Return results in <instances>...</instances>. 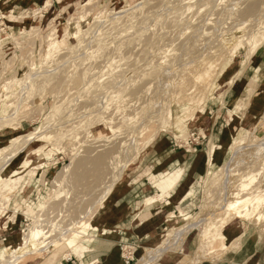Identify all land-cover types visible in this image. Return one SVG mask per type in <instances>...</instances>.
<instances>
[{
    "label": "rangeland",
    "instance_id": "obj_1",
    "mask_svg": "<svg viewBox=\"0 0 264 264\" xmlns=\"http://www.w3.org/2000/svg\"><path fill=\"white\" fill-rule=\"evenodd\" d=\"M3 1L4 0H0V4ZM5 1L3 3H5ZM10 1L11 3L12 2L13 3L7 5L8 6L7 12L3 14L0 13V137L4 139L3 142L0 144V151H2V149L5 150L8 149L7 147H10V145L12 146L11 144L12 140H17L19 138L22 139H19L17 141L18 142L17 149L7 150L5 152L3 150V152L0 154V218L6 219L8 223L14 222L16 218H18L19 216L26 219L25 230L23 233L20 234L21 236L19 241L13 247L23 244L24 239L29 235L34 239V241L31 244L32 249L30 255L22 258L20 261H18L15 264H47V263L49 264L51 261L56 262V260H57L56 264H58L63 259L71 258L73 255L80 256V254H82L85 250L93 248V246L97 244L100 236H96L93 239L88 238L86 240H80L78 244L79 251H76V253L78 252V254H76L74 253L76 249L75 250L69 249L64 242H57L59 238L58 236L61 233L60 229L63 230L62 228L73 226L79 221L88 222L92 225L99 224L98 222H99L100 214L103 213L106 215V217H108L112 206L116 203L117 200L122 198V191L125 189V187L129 186L131 181L133 183H136L138 177V182L140 185H138L136 189L142 188L143 176L152 173L151 169L155 167V164L156 163L160 164L163 161L162 158L156 162L152 160V155L162 144H164L165 142H169L170 140H173L178 145H184L186 146V149L188 151H191L192 149L191 146L189 145V142L190 141L196 142L199 135L204 137L205 120L207 119V117H212V114H214V112L216 111L222 112L219 114H221V117L226 118V123L229 125L228 128L229 136L227 143L223 146V148L220 151H218L219 154L217 156L212 154L213 148L211 144H209L208 166L206 167L203 176L202 175L199 176L198 180H196V182L192 185L190 191L192 190L193 187H195V189L192 190L195 192H193V194L179 208V215L181 217L177 215L175 218V215H172L174 219H172V222L168 224L163 234V237L159 240L157 246H155L154 249H146L144 256L139 258L138 260H135L131 264H210V263H218V261L222 260L223 256L227 253V250L223 252L221 251V254L219 253L220 251L213 254L208 253V258H205L207 256V252L205 248L206 246L205 245L201 246L199 243L202 235L204 234L203 230L204 229L208 230V228L216 227L217 224L221 222L220 220L223 219L221 214L224 209V205L226 203L225 201V199L227 198L226 194L227 195L229 193L232 194L236 186H237L236 189H239L240 192L239 186L245 182L247 183V181H249L248 183L252 182V179L250 180V178L254 175L256 176L257 173H258L257 175L259 176L262 175L261 176L262 179L264 177V168H263L264 166L259 165L261 163L262 165L264 164V158H262L264 154L263 153L264 149L262 148L261 150L263 152L261 151L260 153L258 152L259 149H261L260 146L264 144L263 142L264 141V70L255 71L253 64L254 58L258 55V53L264 51V19L260 22H256V21L245 22L244 21L245 18L241 16V10L245 8L244 6H246L247 3H249V1H247L246 3V1L244 0L243 1L239 0V2L238 0L236 1L233 0V2H238L237 5L240 3L242 4L240 5L242 7L238 6L240 7L238 9L240 10V12L237 14L239 17L237 15H233L235 18L236 17L238 18V19L236 18L238 21V22L236 21L237 23L235 22L233 16L228 17L232 14L237 13L234 12L235 9L238 8L236 3H234L236 6L235 9H233L234 11L232 10L233 12L230 10L232 8L228 7L229 3L230 5H232V0L231 2H228L229 0L228 1L209 0L210 2L208 5L212 3L213 4L211 5V7H208V5H206L207 6V7L205 6L206 9L204 8V5L203 7L201 6L203 1L202 2L201 0H197V1L195 0L196 2L193 1L194 5L197 4V6L202 7L203 10H200L201 8L199 7L198 8L193 7L194 9L192 10L191 6L194 5H192L191 3L187 4L188 1L186 0L182 1L181 2L182 4L180 3L181 0L178 1L172 0L173 3L171 0H165V1L164 0H157V1L156 0L154 1L153 0H144V1L143 0H10ZM199 1L201 2L200 4H198ZM256 1L259 0H255L254 2ZM56 2L59 3L57 4ZM155 2L158 5L160 3L161 4L158 6L155 5ZM174 2H176V4L178 2L177 5H180L179 8H177V5ZM220 2L223 5H220L221 4ZM226 2H228V5L226 4ZM260 2L264 3V1H260ZM260 2L259 4L262 6ZM170 3L171 6H169ZM184 3H186L187 5L184 6L185 5ZM205 3L206 2H204V4ZM172 4L174 5L172 6ZM234 4L233 6L230 7H234ZM139 5H141L140 8ZM166 5H168L169 7ZM219 5L221 7L223 6V8H221ZM226 5L227 8H229L228 10L226 8ZM217 6H219V8ZM135 7H137V9H135ZM158 7L160 8L162 7L163 9L162 8L161 9L163 11H161V9ZM166 7H168V9L170 8L169 9L170 11ZM171 7H173L176 10L172 9ZM186 7L187 9L189 7V11L191 10V15L195 14V16L194 15L191 16L189 14L190 12L186 9ZM181 8L183 9V11L179 10ZM210 8L215 9V12L213 11V14H215V16L220 17L221 19L218 17L215 18L213 14L212 17L211 15L212 10L209 11ZM130 9L133 11H131ZM219 9L220 10L222 9L224 12L227 10L225 14L226 13L228 14L226 15L228 18L225 17L224 13L221 12L222 10L220 11ZM125 10H129V11L126 14V16L123 14L124 17L122 18L124 19L122 18L118 19L122 13L119 16L117 13L123 12ZM164 10L165 12L167 11L165 13L166 15L161 14L164 13ZM177 10L181 13L177 14L178 13ZM229 10L231 11L232 14L229 12ZM185 11H188V14ZM198 11H200L201 16H199ZM204 11L206 12L204 13ZM218 11L221 13H219ZM183 12L187 16L184 15ZM154 13L155 14L157 13L158 14V15L156 14L157 16L159 15L162 16L158 18ZM173 13L179 17L178 19L180 18L182 20L183 18L187 19L189 16V18L191 17L190 19L192 21L194 19V21L192 22L191 20L187 19L190 22H187L185 20L184 23V21H181L180 19L175 26L174 23L176 22L175 21L176 19L174 20V23H171L173 19L176 18L174 17L175 15L171 17ZM216 13H218L219 15ZM133 14L136 16V18L131 17L133 16ZM182 14L185 17L184 16L182 17ZM204 14L206 16H208L209 14V16H211V19L208 18L209 16L204 18L205 17ZM115 15L116 18H114ZM167 15H170L168 17L173 18L172 21H170V18H168ZM196 15L197 17H199L200 22L204 21L202 20L203 18L206 21L207 20L209 21L210 19L212 22L214 21L213 19H215L214 23L209 21L210 23L208 24L210 25L207 24L209 28H207L206 25V28L209 31L205 29V26L201 27L204 33L201 29H199L198 24L200 22H197L199 21V19L196 20L197 18ZM137 16H139L140 20H138L139 18ZM202 16L204 17L200 18ZM109 17L111 18L109 19ZM130 17L132 19H130ZM149 17H151L152 19ZM222 17L227 20L225 19L223 20ZM240 17L244 19L241 20ZM146 19H147L146 23L148 28H145L146 23L143 22ZM162 19L163 22L161 21ZM165 19L167 20L169 19L168 20L170 21L169 25L174 26L173 28L175 29H172V26L168 27L169 26L167 24L168 21H166ZM220 20H223L222 23H224L228 27H230L229 26L230 23L228 24L227 21L230 22V20H232L233 23L235 22L236 24H240L239 22L242 21H244V23H247L243 28H241L240 32L237 33L238 35L244 36V40H246L247 44L245 46H241L238 49H232V50H229L228 47L222 46L220 40L221 35L222 34L225 35V33H227L228 31L229 34L225 35V37H231V34H230V30H227V26L225 27L224 24L222 25H224L225 29L223 27H220L221 26ZM128 21L131 22L130 26L128 25L129 24ZM139 21L142 22L143 24L142 23L140 24ZM216 21L219 24L215 23ZM232 21L231 24H233ZM132 22H134L137 26L134 25L135 26L134 27L132 25L134 23ZM137 22H139V24H137ZM160 22L162 23L159 24ZM180 22L182 24L183 23L186 24L187 22V24L182 25ZM194 22L197 24H195ZM211 23L212 26L214 24V27L211 26ZM166 24L168 29H166ZM188 24L191 25L192 27L188 26ZM138 25H143L145 29L142 26L140 27ZM180 25H182V27ZM196 25L199 29L198 33L200 34L202 33L201 35H205L204 37L203 36L201 37L199 35L197 36V34L195 35L194 33L195 31L194 32L191 31L193 29L195 30ZM210 26L213 29H210ZM218 26L220 27L221 31L223 29L224 33L223 32L219 33L221 31ZM232 26L233 25H231V28ZM129 27H131L132 29H128ZM138 27L140 28L136 30V28ZM180 27L183 29L186 28L185 32L188 33L187 36L186 33L183 31V29H180ZM240 27L241 26H239L238 28ZM159 28L161 30H159ZM189 28L191 29L190 30L192 32L191 34H189L190 33ZM214 28H216L217 30ZM99 29L102 30V32H99L100 31ZM108 29L111 31H109ZM135 30L136 32L138 31L137 33H139L138 37L140 38L141 36L140 38L141 42L144 41L142 43V46H144L143 48L141 46V43H139L140 40L139 42L138 40H136L138 37H137V33H133L135 32ZM155 30L156 32L159 33V34L157 33L159 37L156 34ZM162 30L163 33L165 32L164 34L161 32ZM210 30H214L215 32L217 31L216 32L217 35H215L216 33L215 34L213 33L214 31L211 32ZM224 30L227 32H225ZM151 31L155 32V34L157 35V40L155 38V34ZM166 31H168L169 33L168 32L166 33ZM175 31L176 33L179 31L178 33H180V36L181 33H183L182 35L186 37L184 38L182 36L183 37L182 38L179 36V34L178 35L176 34L175 38H172L173 39L172 41L171 37L175 35L174 34ZM51 32L54 33L53 39H55L54 42H56L54 51L49 50V46H48V38L50 37L51 34H53ZM117 32L118 34L120 33L121 36L120 35L117 36ZM210 32L213 33L212 37L213 35H215V39H216V40L214 39L215 41L213 40L214 37L213 38L210 37L212 39L209 40L208 36L209 34H211ZM101 33L103 34V36ZM131 33H133V36L136 37L133 36L131 37L132 35ZM218 33L221 35H218ZM144 35H146L147 37ZM168 35L169 37H167ZM162 36L163 38L166 37L165 39L167 41H165V39L163 40ZM178 36L179 38L177 39ZM126 37L130 38V42L128 43L124 42L125 43L124 45H120L119 42L123 43L122 40L124 38L125 39L123 41H126L127 40ZM152 37L153 39L154 38L155 39L153 41H149L150 39L152 40ZM144 38H146L147 40ZM169 38L172 42L169 40ZM181 38L183 40L180 41ZM188 38L189 41L184 40V39L188 40ZM99 39L100 41H97ZM110 39L112 42H110ZM133 39L134 42L136 43L138 42V45H135L134 42L132 44H134L136 47H139V50L140 49L142 50L139 51L138 48L137 49L135 48V46H134L135 50L133 49L131 44ZM190 39L193 40V42L190 41ZM207 39L209 40L208 42L206 41ZM203 40L205 41L204 44L212 42V40L216 42L215 44L212 42L214 48L211 47L212 46L211 43L204 45ZM217 40L219 41L217 42ZM127 41H129V39ZM147 41L150 43H148ZM176 41L178 43H175ZM182 41L183 42L186 41L184 42L185 44L191 42L189 43L190 46L188 45L190 49L187 48L188 46L186 47L184 43L182 44ZM195 41L196 42L198 41L202 45V47L201 46L198 47L197 45L200 44L198 42L196 43ZM155 42H158L157 45L159 46H157ZM145 43H147V45ZM192 43L193 44L196 43L194 45L199 50L195 48L193 49L194 46H192L193 45ZM128 44L131 46H129ZM151 44L152 45L154 44L155 49L152 48L153 46ZM119 45L121 46V48H119L120 47ZM126 45L129 46L131 49L126 48L127 47ZM181 45H182V49L180 48ZM203 45L207 49L202 50ZM208 45L210 46L209 50L210 49L213 50L208 52L207 51L209 47ZM123 46L126 48V50ZM166 47L169 49L167 50ZM156 48L159 49L158 52L160 50H162L163 52H160L161 54L158 53ZM178 48L181 50H179ZM223 48H225L226 50ZM114 49H116L117 51ZM147 49H149L148 50L149 52L153 49L151 51L152 53H150L149 55L148 53H145ZM183 49L186 50L188 49V50L183 51ZM144 50L145 52H143ZM154 50H156L155 52L157 53V56L158 54L159 56H163V57L166 56V58H169L168 61L172 60V62H168L167 59H165L166 63L168 62L167 63L168 65H166V63L160 65L161 60L160 62H158V60L161 59V57L160 58H158L159 56L155 57L156 53L155 54L153 53ZM178 50L180 51V53L178 52ZM170 51L172 53L173 52L178 53L179 55L174 53L169 54ZM189 51L191 52L188 57L186 55H188ZM213 51L216 52V56L210 53ZM49 52L50 54L48 55ZM199 52L201 54H199ZM114 53L117 55H115ZM120 53L121 55H119ZM162 53L164 54L162 55ZM204 53L206 54V57L209 58V60L211 61L213 60V61L212 62L207 61L208 59L205 57ZM142 54L145 55L143 56ZM182 54L186 57L185 58L186 60L184 59V56L181 57ZM197 54L199 58L201 57V60L197 59L198 58ZM113 55L116 61L115 59L113 60ZM172 55L173 56L176 55L174 56V59L173 58L171 59ZM222 55L225 56L222 57ZM146 56L149 57L153 56L152 61L153 60L155 61V59L158 58L157 59L158 63L154 61L151 63L149 61L151 60V57L150 58L147 57L148 58L147 59L145 58ZM209 56L214 57V59H211ZM121 57L124 58V60ZM177 57H179V59L181 58L180 59L182 61L181 65H183L184 67L183 66L181 67V65L179 64L180 61ZM190 57H192L193 59ZM195 57L197 60L195 59ZM105 59L110 61L106 63ZM187 59L189 60L188 62H191V60H193L195 63L194 62L191 63L197 65L195 66L196 68H194L193 70L195 73L192 72L191 69H188L189 66L185 68L186 67L185 65L188 64ZM177 60L179 61L178 63ZM111 61L112 62L115 61L116 64H113ZM102 62L105 64H103ZM135 62H137L138 64L140 63L144 64L145 65L144 69L146 71L143 70L144 65L142 66V64H140L142 68L138 67L139 65L137 63L135 64ZM183 62H186L187 64L186 63L184 64ZM204 62L205 63L209 62V64L215 63L214 64L215 66L210 64L211 67L213 68V70H211V74L212 76H215V78L214 77L212 78L213 83H210V85L213 86L214 92L211 91L210 93L208 91L207 94H204L203 101L201 103L197 102L198 100L197 98L203 94V92L206 90V86H208L209 84L207 78H201L199 79V87L198 84L195 85V87L197 88V89L195 88V92L203 91L202 90L203 88L204 91L202 93H197L196 97L195 98L193 97V101L189 103L188 99H190L192 95L191 96L188 95L189 96L188 99L187 97H185V95L184 96L181 95L182 93L179 92L180 89H178V87L181 86L179 84L184 85L185 82L183 80L191 76V75L188 76L189 71H191L190 74H192L191 76L192 78H189L191 80L190 86H194L193 83H195L194 81H196L194 80V78L204 68L202 65ZM106 64L110 66L114 65V68L113 67L111 68ZM147 64H149L151 68L149 67V65L147 66ZM99 65L100 66L102 65L104 69ZM115 65L117 67L118 66L121 67L116 68ZM162 66L163 69L166 66L167 67L170 66L171 68L169 67V69L167 67L165 68L168 69L169 71L168 76L171 75L172 73L174 74L177 72L180 76L178 77L182 81L178 80V83L177 82L175 83L174 80L176 79L177 81V79H179L177 78L178 75L177 73L175 74L176 78L172 74V77L174 76L173 80L171 76H170L171 78L166 77L165 76L166 74L163 76L162 73H165L166 70L164 69L163 71H161ZM175 66H177L176 69ZM97 67H99V69L97 70L99 73L101 72L102 69H103L102 71L104 72L97 74L96 73L97 71H95ZM105 67L106 69L109 67V69L106 70ZM172 68L175 69L176 71L174 70L175 72H173ZM181 68H183L184 70L187 69L188 75L186 74V71H183ZM214 68H218V69L215 70ZM110 69L112 70V72ZM178 69L182 71L181 74L182 77L180 75L181 71ZM92 70H94L93 73H91ZM106 72H110V75L109 73L106 74ZM213 72H215L216 74L213 75ZM94 73L96 74V76ZM114 73L116 75L118 74V76H116ZM124 73H128V74H124ZM183 73L186 74L188 77L185 76L186 78L183 79L184 78ZM121 75L123 79L120 78ZM160 75L163 76L162 77L163 80L162 79L159 80V78L161 77ZM114 77H117L115 78L116 80H114ZM124 78L128 79V81L125 80ZM189 79H187V81ZM248 79L249 80L252 79V82L249 84V86H246V82L247 81L249 82ZM123 80H125L127 83ZM122 81H123V86L121 85ZM168 81L169 84L170 82L173 81L170 87L171 89L173 88L174 91L178 90L177 93L172 90L170 91L168 89L170 88L168 86L169 84H167ZM116 83L118 84L117 85L118 87L116 86L114 89H112V87H114ZM174 83L176 86L178 85L176 90H175L176 86L174 85ZM107 84H110V86L108 87ZM113 84L115 85L113 86ZM119 84L121 86H119ZM126 84L129 86L127 87ZM187 85H189V83L186 84V86ZM104 86L105 88L107 87V89L109 88L107 92H105L107 94H104L103 92L106 91ZM145 87L147 88L146 90ZM110 89H112L113 92ZM147 91H148V96L146 95ZM253 91L255 92L254 95L252 93ZM136 92H141L142 95L140 93L137 94ZM134 93L141 96H137L136 98L135 96L136 94L134 95ZM179 93H180V97L178 95ZM160 94H163V96H161ZM99 96L102 97L100 98ZM184 97L186 101H184ZM178 98H180V100L182 98L183 100L180 101ZM162 100L164 101L163 103H161ZM94 101L95 104L93 103ZM134 103L136 105H134ZM158 103H160L161 105L163 104L164 106L163 105L159 106ZM96 104L99 105L97 106ZM149 104L152 107H150ZM138 105L139 106L144 105V106L143 108H141L138 107ZM131 106L134 108V110H132ZM148 106L150 108H148ZM157 106H159L157 109H159L161 113L159 110H157L158 114L155 113L157 112L155 110ZM161 107L162 109H160ZM167 108L170 110V112ZM135 110L138 111L136 112ZM14 111L17 112L15 113ZM4 112L5 114H3ZM12 112L14 113V115H12L13 114ZM98 112L101 113L99 114ZM164 112L166 113V115L164 114ZM152 113H155L154 114L155 116ZM151 114L153 115L152 118H151ZM121 116H123V119ZM158 116L161 119H159ZM185 116H189V118L191 119L184 120L183 117ZM120 117L122 121L119 119ZM118 119L121 123L118 121ZM124 119L131 121L128 122L126 120L128 122L126 123ZM144 120L145 122H143ZM158 121H160V123ZM125 123L127 124V126L124 127ZM138 123L140 126L138 125ZM141 123L142 124L144 123V126L141 125ZM182 123H184L183 126H181ZM72 124H75L76 126ZM130 125L132 126V128H130L131 127ZM135 126L137 127L138 130L135 129L136 128ZM126 128L130 131L131 129L133 131L134 128L136 135L134 131H133L134 133L131 131L133 134L130 132V136H129L128 135L129 131ZM195 129L200 130L199 135ZM125 131H127V134ZM137 131L139 133L138 136H137L138 134ZM253 131H255V134L253 136L254 138H252V140H249L250 142H248V140L246 141L245 138L248 137L247 133L249 132L251 133ZM123 133L126 134L129 138H131L132 135L137 137L135 138L134 136H132L133 138H131L130 141L128 137L126 138V135L124 136ZM193 134H195L194 137H192ZM63 135L66 136L64 137ZM124 138L126 139L124 140ZM243 138L247 142V143L242 142L244 145L251 143V141H253L254 144H257L258 143L257 140L259 139V143L257 144L259 146H256L259 149L257 150V152L251 150V153H249L250 152L249 150L247 152L249 154L244 152L245 154L242 155V157L244 158L239 159L238 161L239 163L234 167L232 171L233 174L230 173L231 175H235V176L237 175V177L238 176L242 177L244 174L246 177V173L247 174L250 173L251 175L253 173L252 176L247 175L246 179L242 177L244 179L241 180L240 178L242 182L246 180L243 183L238 180L239 182H241L240 184L238 181H235L237 177H234L235 180L234 178L233 179L231 178L233 177L231 175H230L231 177L230 176L228 177L227 172L224 169L229 167L231 164L230 161L232 160L234 154L233 151L234 145L232 144L235 141ZM122 140L124 143L122 142ZM126 140L128 142H126ZM201 141H203V139ZM242 143L240 142V144ZM106 145H107L106 148L107 149L109 148V151L106 150L105 148ZM115 145H116V149H115ZM122 145L124 147H122ZM125 146H128L126 147L127 149L125 148ZM129 146H131L130 147L131 149L129 148ZM101 147H103V149ZM93 149L94 151L95 150L96 151L94 152ZM112 150L113 152L119 151V153L116 152V155L112 157L113 155L112 154L113 152L111 153ZM92 151L94 152L93 154ZM252 152L259 155L256 154L252 155ZM99 154H101V156H99ZM246 155L249 156L247 157ZM260 155L262 156L260 159L261 160L263 159L262 160L263 162L258 163L259 165L258 166L255 163L259 161L256 159H258ZM254 156H256V159ZM209 159L211 160L210 164H209ZM251 159L253 161L251 162V164L254 163L255 165L250 164ZM101 160L104 163H101ZM244 160L246 162H244ZM99 161L101 163L100 164L101 166L98 165ZM229 162L230 164L226 165ZM73 163L75 164V166ZM67 166L70 167L68 168V170H65ZM254 166H256V168ZM259 167L263 168L261 169L262 171L260 170L261 173L259 172L260 169ZM220 169L222 170L221 172H223L222 175L220 172H218ZM249 169L250 171H248ZM216 172H218V174H216L214 178L213 174H215ZM226 176L230 178L228 180L229 184L231 182L239 183V184L232 183L234 184L233 186L235 187L231 192L226 191V187L229 186V184H227L225 181L227 179V178L225 179ZM248 176H249V180L247 179ZM255 176L254 178L257 180L256 182L255 179L253 180L254 181L253 185H257L261 182V177L259 176L255 177ZM8 181L9 182L13 181V184H11V182L8 183ZM149 181L152 187H155L156 190L161 192L160 199L162 200H164L165 197L170 196L178 184L177 177L170 172L167 173L161 172L154 175L150 174ZM224 183L227 184V186ZM260 184H262V186L264 185L263 183ZM231 185L228 188L231 189ZM243 185H241V188ZM253 185L252 187L256 189V187ZM262 186L259 185V187ZM147 189L148 187H143V189H141V192ZM250 189L252 190V188ZM245 193L247 192H243L242 194L241 193L240 194L246 195ZM250 193L247 194L249 195ZM231 194H229L228 198H230ZM226 200L229 201V199ZM218 211L219 212L221 211V213L219 215H215L218 213ZM201 220H206L205 225H203V227L193 230V232L190 233L191 238L188 241L186 240L190 234L185 238L181 239L182 242H180V244L177 243L178 245H175V247L173 246L172 250L173 249L174 250L172 253L170 252L163 254L162 256L156 258V260L154 259L152 263L148 262L149 254H152V252L157 250L158 247L166 245V243H168L169 240H172L173 238L176 237V234L179 231L188 228L194 224H197ZM247 220L248 219L242 220L243 222L236 221L233 224L231 223L228 224V226L234 225L232 227L233 229H235V226L239 227L238 228L239 234L237 235L235 241L233 240L230 241L231 245L230 244L229 245L231 247L228 246L227 248L228 252L231 250L235 251V249L239 248L240 245L243 243V241L246 240L252 234L257 233L260 235L261 240H264V229H263L264 220L262 222L260 221L261 223L259 222L258 225L257 223L254 224L251 221L250 224V222H248ZM227 227H225L223 231H226ZM229 233L226 234L230 236V240H231L233 233L231 232ZM132 252H133L132 247H126L124 251V255L126 257H131L130 253ZM184 253H189L192 256L188 257ZM218 255L220 257H218ZM10 257L11 255L9 253H5V255L0 256V261L6 260Z\"/></svg>",
    "mask_w": 264,
    "mask_h": 264
},
{
    "label": "bare ground",
    "instance_id": "obj_2",
    "mask_svg": "<svg viewBox=\"0 0 264 264\" xmlns=\"http://www.w3.org/2000/svg\"><path fill=\"white\" fill-rule=\"evenodd\" d=\"M143 1H144V0H143ZM153 1H154V0H153ZM156 1H157V0H156ZM164 1H165V0H164ZM164 1H163V2H164ZM171 1H172V0H171ZM173 1H174V0H173ZM173 1H172V3H173ZM177 1H178V0H177ZM182 1H184V0H181L180 3H181ZM186 1H188L187 4H190V3H191L192 5H194V4H193V1H195V0H186ZM196 1H197V0H196ZM196 1H195V2H196ZM202 1H203V2H202ZM207 1H208V2H207ZM210 1H211V0H210ZM210 1H209V0H206V1L201 0V2H202V5H201V6L203 7V5H204V8L206 9V7H207L206 5H208ZM225 1H228V0H225ZM235 1H236V0H235ZM240 1H243V0H240ZM244 1H246V3H247V1H249V3H247V5L244 6L245 8L243 7L244 9L241 10V16H243V17L245 18V19H244V18L240 17L241 20L244 19L245 22H246V21H256V22H260V21H262V20L264 19V6H263L264 3H261L260 1H264V0H259V1H256V2H254L255 0H254V1H252V0H244ZM163 2H162V4H163ZM168 2H169V1H168ZM195 2H194V3H195ZM201 2L199 1L198 4H200ZM204 2H206V3L204 4ZM228 2H231V0H229ZM228 2H226L227 5H228ZM238 2H239V0H238ZM238 2H233V0H232V5H230V3H229V6H228V7H229V8H232V9H230L231 11H232L233 9H235V6L237 5ZM257 2H258V3H257ZM259 2L262 4L263 7L259 4ZM142 3H144V2H142ZM142 3H141V4H142ZM174 3L176 4V2H174ZM214 3H215V1H214ZM217 3H218V1H217ZM220 3H221V2H220ZM234 3H236V5H235ZM246 3H245V4H246ZM160 4H161V3H160ZM160 4H159V5H160ZM177 4H178V2H177ZM177 4H176V5H177ZM181 4H182V3H181ZM184 4H185L184 6L187 5L186 3H184ZM195 4H196V3H195ZM212 4H213V3H212ZM212 4L208 5V7H211ZM233 4H234V7H230V6H233ZM243 4H244V3H243ZM142 5H143V4H142ZM155 5H158V4L155 2ZM159 5H158V6H159ZM173 5H174V4H172V6H173ZM216 5H217V4H216ZM216 5H215V6H216ZM220 5H223V4L221 3ZM220 5H219V6H220ZM227 5H226V8H227ZM240 5H242V4H241V3L238 4L237 7L240 6ZM140 6H141V5H139V8H140ZM161 6H162V5H161ZM164 6H165V5H164ZM164 6H163V8H164ZM166 6H168V5H166ZM169 6H171V3L169 4ZM169 6H168V7H169ZM179 6H180V5H177V8H179ZM205 6H206V7H205ZM219 6H217V7L219 8ZM156 7H157V6H156ZM168 7H166V8L168 9ZM189 7H190V5H189ZM189 7H188V9H187V7H186V9H187L188 11H189ZM191 7H192L191 9L193 10V9H194L193 7H197V8H198L199 6H197V4H196V5L191 6ZM202 7H199V8H201L200 10H203ZM217 7H216V8H217ZM220 7H221V6H220ZM224 7H225V6H224ZM240 7H242V6H240ZM240 7H238L237 9H235V11L233 10L234 12H237L236 14H232L231 11L229 10V12H230L232 15L229 14L230 16H228V17H231V16H233V15H237V14L240 12V10H238ZM158 8H160V7H158ZM158 8H157V9H158ZM161 8H162V7H161ZM161 8H160V9H161ZM163 8H162V9H163ZM171 8L174 9L173 7H171ZM175 8H176V7H175ZM197 8H196V9H197ZM218 8H217V9H218ZM221 8H223V6H222ZM229 8H227V10H228ZM135 9H137V7H135ZM162 9H161V11H163ZM167 9H165V10H167ZM169 9H170V8H169ZM169 9H168V10H169ZM205 9H204V10H205ZM217 9H216V10H217ZM224 9H225V8H224ZM130 10H131V9H130ZM152 10H153V9H152ZM152 10H151V11H152ZM165 10H164V13H161V12H160V13H161V14H165V13L167 12V11L165 12ZM174 10H176V9H174ZM179 10L183 11L182 8L179 9ZM184 10H185V8H184ZM211 10H212L211 15H212V14H213V11L215 12V9H211V8H210L209 11H211ZM219 10H220V9H219ZM221 10H222V9H221ZM221 10H220V11H221ZM227 10H226V11H227ZM236 10H238V11H236ZM128 11H129V10H125V11H123V12H118V13H117L118 16L122 13L121 16H119L118 19L124 17L123 14L126 16V14L128 13ZM131 11H133V10H131ZM131 11H130V12H131ZM153 11H154V10H153ZM159 11H160V10H159ZM169 11H170V10H169ZM169 11H168V12H169ZM177 11H178V10H177ZM177 11H176V12H177ZM188 11H185V12H187V14H188ZM207 11H208V10H207ZM226 11H225V12H226ZM233 11H232V12H233ZM176 12H175V14H176ZM189 12H190L189 14L191 15V10H190ZM194 12H195V11H194ZM194 12H192V13H194ZM198 12H199V13H198L199 16H201V15H200V11H198ZM205 12H206V11H204V13H205ZM218 12H219V11H218ZM221 12L224 13L225 17H227V16H226V15H228L227 13L225 14V12H224L223 10H222ZM221 12H219V13H221ZM229 12H228V13H229ZM138 13H139V12H138ZM147 13H148V11H147ZM158 13H159V12H158ZM180 13H181V12L178 11L177 14H180ZM209 13H210V12H209ZM223 13H222V14H223ZM134 14H135V13H134ZM134 14H133V16H131V17L136 18V16H135L136 14H135V15H134ZM154 14H155V13H154ZM156 14H157V13H156ZM156 14H155V15H156ZM167 14H169V13H167ZM175 14L173 13V15H171V14H170V15H171V17H173ZM183 14L186 15L184 12H183ZM183 14H182V17L184 16ZM196 14H197V13H196ZM216 14H218V13H216ZM222 14H221V16H222ZM142 15H143V14H142ZM157 15H158V14H157ZM157 15H156V16H157ZM165 15H166V14H165ZM170 15H167V17L170 16ZM193 15L195 16V14H193ZM193 15H191V16H193ZM202 15H203V12H202ZM204 15H205V14H204ZM213 15L215 16V14H213ZM213 15H212V17H213ZM218 15H219V14H218ZM224 15H223V17H224ZM113 16H114V15H113ZM118 16H117V17H118ZM140 16H141V15H140ZM143 16H144V15H143ZM148 16H149V15H148ZM161 16H162V15H161ZM161 16L159 15V16H157V17L160 18ZM186 16H187V15H186ZM208 16H209V14H208ZM208 16L205 15V17L202 16V17H200V18H203V17L206 18V17H208ZM237 16H238V15H237ZM131 17H130V19H132ZM137 17L139 18V16H137ZM146 17H147V16H146ZM174 17H176V18H174V19H173V18H170V17H168V18H170V21H172V19H173V21H172L171 23H174V20L176 19V20H175L176 22L174 23L175 26H176L177 22H178L181 18L178 19L179 17L176 16V15H175ZM180 17H181V16H180ZM184 17H185V16H184ZM196 17H197V15H196ZM196 17H194V18H196ZM216 17H218V16H215V18H216ZM223 17H222V19L224 20L225 18H223ZM228 17H227V18H228ZM233 17H234V16H233ZM238 17H239V16H238ZM110 18H111V17H109V19H110ZM112 18H113V17H112ZM114 18H116V15H115ZM138 18H137V19H138ZM143 18H144V17H143ZM143 18H142V19H143ZM149 18H151V17H149ZM190 18H191V17H190ZM190 18H189V16H188L187 19L191 20ZM192 18H193V17H192ZM204 18L202 19V20H204V21L201 20L202 22H200L199 17H197L196 20L199 19V21H197V22H200V23L198 24V25H199V26H198L199 29H201V27L205 26V29L207 30V28H209L208 25H210V24H208V23H210L209 21H211V20H210V19H211V16L208 17V18H210L209 21H208V20L206 21ZM218 18H220V17H218ZM218 18H217V19H218ZM236 18H237V17H236ZM236 18L234 17L235 22H236L237 19H238V18H237V19H236ZM240 18H239V19H240ZM122 19H124V18H122ZM137 19H136V21H137ZM142 19H141V20H142ZM151 19H152V18H151ZM155 19H156V17H155ZM187 19H186V18H183V20L181 19V21H184V23H185V20H186L187 22H190V21L187 20ZM212 19H213V18H212ZM220 19H221V18H220ZM229 19H230V18H229ZM229 19H228V20H229ZM231 19H232V18H231ZM112 20H115V19H112ZM134 20H135V19H134ZM134 20H132V21H134ZM138 20H140V18H139ZM165 20L168 21L169 19H168V20L165 19ZM213 20L215 21V19H213ZM223 20H220V21H221V23H220L221 26H220V27H223V28H224V25H225V24L222 23ZM225 20H227V19H225ZM232 20H233V19H232ZM232 20H230V22L227 21L228 24L230 23V24H229L230 27H228L227 25H225V27L227 26V30H230L231 37H225V35L229 34V31L227 32V31L224 30L225 32H227V33H225V35H223V34H222V35L219 34V33H222V32H223V29H222V31H221L220 27L218 26L219 29H220V31H221V32L218 33V35H221V39H220V38H218V39L221 40V44H222V46L228 47L229 50H232V49H238V48H240L241 46H245V45L247 44V43H246V40H244V36H243V35H238V34H237L238 32H240L241 28H243L247 23H244V21H242V22H239L240 24H236V23L238 22V21H237L236 23L234 22V23H235V24H234ZM241 20H239V21H241ZM129 21H130V20H129ZM129 21H128V22H129ZM146 21H147V19L144 20L143 22L146 23ZM152 21H153V20H152ZM159 21H160V20H159ZM161 21L163 22V19H162ZM166 21H165V22H166ZM170 21L167 22L168 25H169V22H170ZM191 21H192V20H191ZM193 21H194V19H193ZM193 21H192V22H193ZM214 21H213V22L211 21V22L214 23ZM231 21H232L233 24H231ZM139 22H140V21H139ZM139 22H137V24H139ZM148 22H149V20H148ZM162 22H160L159 24H161ZM187 22H186V24H187ZM192 22H191V23H192ZM218 22H219V21H218ZM113 23H114V22H113ZM130 23H131V22H129V24H128V23H126V24H128V25L130 26ZM132 23H134V22H132ZM141 23H142V22H140V24H141ZM180 23H181V22H180ZM184 23H183V24H184ZM194 23H195V22H194ZM212 23H211V26H212ZM215 23H217V21H216ZM142 24H143V23H142ZM167 24H166V29H168V27H171V26H172V25H169V26L167 27ZM174 24H173V25H174ZM181 24H182V23H181ZM183 24H182V25H183ZM186 24H184V25H186ZM195 24H197V23H195ZM207 24H208V25H207ZM217 24H219V23H217ZM222 24H224V25H222ZM132 25L134 26V25H136V24L134 23V24H132ZM182 25H180V26L182 27ZM206 25H207V28H206ZM215 25H216V24H215ZM231 25H233L232 28H231ZM122 26H123V25H122ZM136 26H137V25H136ZM138 26H140V27L142 26V27H143V25H138ZM144 26H145V25H144ZM152 26H153V25H152ZM163 26H165V25H163ZM188 26H191V25L188 24ZM193 26H194V24H193ZM211 26H210V29H213L212 27H214V24H213L212 27H211ZM239 26H241V27L238 28ZM134 27H135V26H134ZM140 27L136 28V30L139 29ZM173 27H174V26H172V29H175V28H173ZM181 27H180V29H183V28H181ZM183 27H184V26H183ZM191 27H192V26H191ZM198 27H197V25H196V26H195V30H194V29L191 30V29L189 28V31H190V30L193 31V32L195 31V32H194L195 35L197 34V36L199 35V36H201V37H202V36L204 37L205 35H201L202 33H201V34L198 33V31H199ZM218 27H216V28H218ZM113 28H114V27H113ZM113 28H111V29H113ZM143 28H144V27H143ZM145 28H148V27H147V23H146V27H145ZM145 28H144V29H145ZM154 28H155V27H154ZM161 28H162V27H161ZM176 28H177V27H176ZM216 28H214V29H216ZM228 28H231V29H228ZM114 29H115V28H114ZM128 29H132V28L129 27ZM170 29H171V28H170ZM185 29H186V28H185ZM185 29H183L184 32H185ZM205 29H204V30H205ZM224 29H225V28H224ZM99 30H100V29H99ZM99 30H98V31H99ZM105 30H106V29H105ZM108 30H109V29H108ZM118 30H120V29H118ZM126 30H127V29H126ZM126 30H125V31H126ZM136 30H135V32H133V33H137L138 31L136 32ZM159 30H161V29L159 28ZM178 30H179V28H178ZM201 30L203 31V29H201ZM216 30H217V29H216ZM109 31H111V30H109ZM129 31H130V30H129ZM133 31H134V29H133ZM180 31H181V30H180ZM183 31H182V32H183ZM191 31H190L189 34L192 33ZM202 31H201V32H202ZM207 31H209V30H207ZM210 31L213 32L214 30H210ZM95 32H96V31H95ZM99 32H102V30H100ZM126 32H127V31H126ZM139 32H140V30H139ZM149 32H150V31H149ZM151 32H153V33L155 34L156 30H155V32H154V31H151ZM161 32L163 33V30H162ZM167 32H168V31H166V33H167ZM171 32H172V30H171ZM171 32H170V33H171ZM178 32H179V31H178ZM178 32L176 33V31H175V33H174L175 35L171 34V35H173V36L171 37V39H172V38H175L176 34H177V35L179 34V36H180V33H178ZM205 32H206V31H205ZM211 32H210V33H211ZM216 32H217V31H216ZM216 32L214 31L213 33L215 34ZM51 33H53V32H51ZM96 33H97V32H96ZM112 33H113V32H112ZM120 33H121V31H120ZM120 33L118 34V32H117V36L120 35ZM124 33H125V32H124ZM133 33H131V34H132L131 37L133 36ZM157 33H158V32H156V34H157ZM164 33H165V32H164ZM164 33H163V34H164ZM168 33H169V32H168ZM185 33H186V36H187L188 33H187V32H185ZM203 33H204V31H203ZM208 33H209V32H208ZM213 33L209 34V36H208V37H209V40L212 39L213 37H214L213 40L215 39V35H217V33H216L215 35H213V37H212V34H213ZM223 33H224V32H223ZM94 34H95V33H94ZM98 34H99V33H98ZM101 34H102V33H101ZM101 34H100V35H101ZM104 34H105V32H104ZM115 34H116V32H115ZM127 34H128V33H127ZM140 34H141V33H140ZM151 34H152V33H151ZM156 34H155V38H156V40H157V35H158L159 33H158L157 35H156ZM182 34H183V33H181V36H180V37L183 36ZM106 35H107V34H106ZM108 35H109V34H108ZM135 35H136V34H135ZM138 35H139V33H137V37H138ZM142 35H143V34H142ZM161 35H162V34H161ZM166 35H167V34H166ZM193 35H194V34H193ZM207 35H208V34H207ZM207 35H206V36H207ZM102 36H103V34H102ZM120 36H121V35H120ZM122 36H123V34H122ZM125 36H126V34H125ZM129 36H130V35H129ZM129 36H128V37H129ZM144 36H146V35H144ZM179 36L177 37V39L179 38ZM186 36H183V37L185 38ZM190 36H191V35H190ZM53 37H54V33L51 34L50 37L48 38V46H49V50H51V51H54V48H55V46H56V42H54L55 39H53ZM105 37H107V36H105ZM133 37H136V36H133ZM146 37H147V36H146ZM153 37H154V36H153ZM153 37H152V40L150 39L149 41H153V40L155 39V38L153 39ZM158 37H159V35H158ZM160 37H161V36H160ZM164 37H165V36H164ZM167 37H169V35H168ZM183 37H182V38H183ZM208 37H205V38H208ZM210 37H212V38H210ZM92 38H93V36H92ZM94 38H95V36H94ZM110 38H111V37H110ZM118 38H119V37H118ZM126 38H127V37H126ZM138 38H139V37H138ZM138 38H137V39L135 38V39L138 40V42H139V40H140L139 43H141V46H142V43H143L144 41L141 42V39H140L141 36H140L139 39H138ZM150 38H151V36H150ZM165 38H166V37H165ZM165 38H163V36H162V39H163V40H164ZM182 38L180 39V41L183 40ZM192 38H193V37H192ZM192 38H191V39H192ZM100 39H101V38H100ZM100 39L97 40V41H100ZM102 39H103V38H102ZM105 39H106V38H105ZM113 39H114V38H113ZM124 39H125V38H124ZM124 39H123V40H124ZM128 39H129V41H127ZM142 39H143V38H142ZM144 39H146V38H144ZM191 39H190V41L193 42V40H191ZM194 39H195V36H194ZM203 39H204V38H203ZM94 40H95V39H94ZM103 40H104V39H103ZM123 40H122L123 43L119 42V40H118V42L120 43V45H124L125 43L130 42V38H127V40H126L127 42H126V41H123ZM131 40H132V38H131ZM136 40H135V41H136ZM146 40H147V39H146ZM156 40H155V41H156ZM169 40H170V38H169ZM174 40H175V39H174ZM184 40L189 41V38H188V40H187V39H184ZM198 40H199V39H198ZM200 40H201V39H200ZM204 40H205V39H204ZM204 40H203V44H204V42H205ZM209 40L207 39L206 41L208 42ZM213 40H212V42L215 44L216 42H214V41H215L216 39H215L214 41H213ZM91 41H92V40H91ZM95 41H96V40H95ZM165 41H167V40L165 39ZM170 41H171V40H170ZM172 41H173V39H172ZM172 41H171V42H172ZM177 41H178V40H177ZM177 41H176L175 43H178V42H179V41H178V42H177ZM186 41H184V42H186ZM201 41H202V40H201ZM218 41H219V40H217V42H218ZM110 42H112L111 39H110ZM124 42H125V43H124ZM133 42H134V39H133V41L131 42V44H132ZM138 42H137V43L134 42V44H135V45H138ZM147 42H148V41H147ZM184 42L182 41V44H183ZM195 42H196V41H195ZM197 42H198V41H197ZM197 42H196V43H197ZM212 42H209V43H206V44H210V43H211V45H212L211 47L214 48V47H213L214 45L212 44ZM92 43H93V42H92ZM101 43H102V41H101ZM116 43H117V42H116ZM119 43H118V44H119ZM148 43H150V42H148ZM157 43H158V42H155L156 45H157ZM161 43H162V41H161ZM189 43H191V42H188V43H186V44L184 43V44H185V46L187 47V46L189 45ZM196 43H194V44H196ZM198 43H199V42H198ZM93 44H94V43H93ZM96 44H97V43H96ZM106 44H107V43H106ZM129 44H130V43H129ZM129 44H128V45H129ZM134 44H132L133 49H134V46H135ZM145 44L147 45V43H145ZM166 44H167V43H166ZM173 44H174V42H173ZM192 44H193V43H192ZM194 44L192 45V46H194L193 49L195 48V49L199 50ZM199 44H200V43H199ZM206 44H204V45H206ZM218 44H219V43H218ZM218 44H217V45H218ZM120 45H119V46H120ZM139 45H140V44H139ZM151 45H152V44H151ZM151 45H150V46H151ZM156 45H155V47H156ZM162 45H163V43H162ZM162 45H161V46H162ZM164 45H165V44H164ZM204 45H203L202 50L207 49V48H205ZM217 45H216V47H217ZM93 46H94V45H93ZM95 46H96V45H95ZM113 46H114V45H113ZM116 46H117V45H116ZM119 46H118V47H119ZM126 46H127V45H126ZM129 46H131V45H129ZM129 46H127L126 48H130ZM141 46H140V48H141ZM152 46H153L152 48H154V44H153ZM157 46H159V45H157ZM189 46H190V45H189ZM189 46H188L187 48H189ZM197 46H198V47H199V46L202 47L201 44H200V45H197ZM208 46H209V45H208ZM208 46H207V47H208ZM91 47H92V46H91ZM91 47H90V48H91ZM123 47H124V46H123ZM143 47H144V46H142V48H143ZM148 47H149V46H148ZM168 47H169V46H168ZM85 48H86V47H85ZM119 48H121V46H120ZM124 48H125V47H124ZM126 48H125V50H126ZM135 48H136V49L138 48V50H139V47H136V46H135ZM157 48H159V47H157ZM157 48H156V49H157ZM162 48H163V47H162ZM162 48H160V49H162ZM180 48L182 49V45L180 46ZM183 48H184V46H183ZM209 48H210V46L208 47V50H207L208 52L211 51V50H213V49H210V50H209ZM93 49H94V48H93ZM93 49H92V50H93ZM112 49H113V48H112ZM130 49H131V48H130ZM133 49H132V50H133ZM149 49H150V48H149ZM149 49H147L146 52H145V50H146V49H145L143 52L148 53V55H149L150 53H152L151 51L153 50V49H152V50L149 52V51H148ZM154 49H155V48H154ZM166 49L168 50L169 48L166 47ZM178 49H179V48H178ZM181 49H179V50H181ZM189 49H190V48H189ZM193 49H191V50H193ZM200 49H201V48H200ZM223 49H225V48H223ZM223 49H222V50H223ZM49 50H48V51H49ZM83 50H84V49H83ZM89 50H90V49H89ZM109 50H110V49H109ZM114 50H116V49H114ZM127 50H128V49H127ZM134 50H135V49H134ZM138 50H137V51H138ZM140 50H142V49H140ZM140 50H139V51H140ZM158 50H159V49H157V52H158ZM167 50H166V51H167ZM172 50H173V49H172ZM172 50H171V51H172ZM179 50H178V52L180 53ZM184 50H186V49H183V51H184ZM187 50H188V49H187ZM187 50H186V51H187ZM219 50H220V49H219ZM225 50H226V49H225ZM51 51H50V52H51ZM103 51H104V50H103ZM110 51H111V50H110ZM112 51H113V50H112ZM116 51H117V50H116ZM122 51H123V50H122ZM139 51H138V52H139ZM155 51H156V50L153 51L154 54L156 53ZM171 51H170L169 54L172 53ZM173 51H174V50H173ZM183 51H182V52H183ZM186 51H185V52H186ZM50 52L48 53V55L50 54ZM132 52H133V51H132ZM160 52H163V51L160 50L158 53H160ZM167 52H168V51H167ZM174 52H175V51H174ZM174 52H173V53H174ZM176 52H177V50H176ZM185 52H184V53H185ZM190 52H191V51H189V52H188V55H186V56L189 57ZM193 52H194V51H193ZM197 52H198V51H197ZM201 52H202V51H201ZM51 53H52V52H51ZM116 53H117V52H116ZM118 53H119V52H118ZM133 53H134V52H133ZM164 53H165V52H164ZM164 53H162V55H163ZM173 53H172V54H173ZM186 53H187V52H186ZM202 53H203V52H202ZM205 53H206V52H205ZM205 53H204V55H205V57H206V54H205ZM210 53H212L213 55L216 56V52L213 51V52H210ZM222 53H223V52H222ZM83 54H84V53H83ZM86 54H87V53H86ZM89 54H90V53H89ZM98 54H99V53H98ZM114 54H115V53H114ZM124 54H125V53H124ZM126 54H127V53H126ZM130 54H131V53H130ZM160 54H161V53H160ZM166 54H168V53H166ZM166 54H165V55H166ZM174 54L179 55L178 53H174ZM199 54H201V53L199 52ZM220 54H221V53H220ZM103 55H104V54H103ZM115 55H117V54H115ZM119 55H121V53H120ZM142 55H143V54H142ZM144 55H145V54H144ZM144 55H143V56H144ZM146 55H147V54H146ZM155 55H156L155 57H158V56H159V54H158V56H157V53H156ZM209 55H211V54H209ZM213 55H211V56H213ZM81 56H83V55H81ZM105 56H106V55H105ZM126 56H127V55H126ZM138 56H139V55H138ZM153 56H154V55H153ZM153 56H152V57H153ZM168 56H169V55H168ZM172 56H173V55H172ZM172 56H171V59H172V58L174 59V56H176V55H174L173 57H172ZM182 56H184V55L182 54L181 57H182ZM191 56H192V55H191ZM201 56H202V55H201ZM207 56H208V54H207ZM219 56H220V55H219ZM224 56H225V55H222V57H224ZM92 57H93V56H92ZM147 57H149V56H146L145 58H147ZM150 57H151V56H150ZM150 57H149V58H150ZM152 57H151V60H149L151 63L154 61V60L152 61ZM155 57H154V58H155ZM160 57H161V59L158 60V62H160V60H161L160 65H163V64L166 63V60H165V59H167V61H168V59H169V58H166V56H164V57H163V56H159L158 58H160ZM197 57H198V54H197ZM209 57H210V56H209ZM86 58H87V57H86ZM121 58H122V57H121ZM143 58H144V57H143ZM154 58H153V59H154ZM158 58H157V59H158ZM177 58L179 59V57H177ZM185 58H186V57L184 56V59H185ZM190 58H192V57H190ZM190 58H189V59H190ZM202 58H203V57H202ZM206 58H207V57H206ZM210 58H211V59H214V57H210ZM109 59H111V58H109ZM114 59H115V58H114V55H113V60H114ZM122 59L124 60V58H122ZM134 59H135V58H134ZM141 59H142V57H141ZM147 59H148V58H147ZM157 59H155L154 62L158 63V62H157ZM180 59H181V58H180ZM180 59H179L180 62L177 60V63L179 62V64L181 65V64H182V63H181L182 61H181ZM192 59H193V58H192ZM195 59H196V57H195ZM197 59H200V60H201V57H200V58L198 57ZM197 59H196V60H197ZM207 59H208L207 61H211V60H209V58H207ZM85 60H86V59H85ZM90 60H91V59H90ZM105 60H106V63L110 61V60H107V59H105ZM113 60H112V61H113ZM123 60H122V61H123ZM143 60H144V59H143ZM164 60H165V61H164ZM185 60H186V59H185ZM219 60H220V59H219ZM103 61H104V60H103ZM112 61H111V62H112ZM115 61H116V59H115ZM115 61L112 62V63H113V64H116ZM117 61H118V60H117ZM133 61H134V60H133ZM133 61H132V62H133ZM138 61H139V60H138ZM149 61H148V62H149ZM173 61H174V60H173ZM188 61H189V60L187 59V62H188ZM198 61H199V60H198ZM202 61H203V60H202ZM212 61H213V60H212ZM212 61H211V62H212ZM217 61H218V60H217ZM217 61H216V62H217ZM104 62H105V61H104ZM123 62H124V61H123ZM150 62H149V63H150ZM168 62H172V60H170V61H168ZM168 62H167V63H168ZM174 62H175V61H174ZM174 62H173V65H174ZM191 62H194V61L191 60ZM191 62H188V64H187L186 62H183V63H184V64H185V63L187 64V65H185V66H186L185 68H187V67L189 66L188 69H191V71L194 72L193 70H194V68H196L195 66H197V65L194 64L195 62H194V63H191ZM200 62H201V61H200ZM218 62H219V61H218ZM102 63H103V62H102ZM117 63H118V62H117ZM136 63H137V62H135V64H136ZM139 63H140V62H139ZM151 63H150V64H151ZM156 63H155V64H156ZM167 63H166V65H168ZM196 63H197V62H196ZM206 63H207V64H206ZM206 63L204 62V63L202 64L203 67H204V68H203L204 70L202 69V70H201V71L195 76L194 80H196L197 83H196V81H194V82H195V83H193L194 86H190V81H191V80H190L189 78H192V77H191L192 74H190L191 71H189V75H188V74H187V72H188L187 69L184 70L183 68H181L183 71H186V74H187L188 76L191 75L189 78H186V77H188V76H187L186 74L183 73V75H184V76H183V77H184L183 79L186 78V79H185L186 81H187V79H189V80H188L189 82H188V81L186 82L185 80H183V81H184L186 84L189 83V85L186 86V84L184 83V85H183V84H179V85H181V86H179L180 88L178 87V89H180L179 92L182 93L181 95H183V96L185 95V97H187V99H188L189 96L192 95V97H191L190 99H188L189 103L193 101V97L195 98L197 93H202V92L204 91V88H203V89H202L203 91H199V92L196 91V92H195V88H196L195 85L198 84V87H199V79H201V78H207V81L209 82V84H208V86H206V90L203 92V94L197 98V99H198L197 102H198V103H201V102L203 101L204 94H207L208 91H209L210 93H211V91L214 92V91H213V86L210 85V83H213V82H212V78H213V77L215 78V76H212V74H211V70H213V68L211 67L210 64H212V63H210V64H209V62H206ZM103 64H105V63H103ZM108 64H109V63H108ZM108 64H106V65L109 66V67H111V68H112V67L114 68V65H113V66H110V65H108ZM126 64H127V63H126ZM132 64H133V63H132ZM137 64H138V63H137ZM140 64H142V63H140ZM140 64H138V65H139L138 67H141ZM193 64H194V66H193ZM214 64H215V63H214ZM214 64H212V65L215 66ZM106 65H105V66H106ZM121 65H122V64H121ZM123 65H124V64H123ZM143 65H144V64H142V66H143ZM148 65H149V64H147V66H148ZM99 66H100V65H99ZM115 66H116V65H115ZM128 66H129V65H128ZM135 66H136V65H135ZM135 66H134V67H135ZM153 66H154V65H153ZM170 66H171V65H170ZM170 66H169V67H170ZM177 66H178V65H177ZM177 66H175V69L177 68ZM182 66H183V65H181V67H182ZM216 66H217V64H216ZM94 67H95V66H94ZM100 67H102V65H101ZM109 67H108L107 69H106V67H105V69L108 70ZM118 67H121V66H118ZM118 67L116 66V68H118ZM149 67H150V65H149ZM149 67H148V68H149ZM164 67H165V66H164ZM166 67H167V66H166ZM166 67H165V68H166ZM169 67H167V68L169 69ZM172 67H174V66H172ZM179 67H180V66H179ZM183 67H184V66H183ZM198 67H199V66H198ZM102 68H103V67H102ZM141 68H142V67H141ZM141 68H140V70H141ZM144 68H145V65H144V67H143V70L146 71ZM150 68H151V67H150ZM150 68H149V69H150ZM154 68H155V67H154ZM154 68H153V69H154ZM157 68H158V67H157ZM159 68H160V67H159ZM165 68H164V69H165ZM170 68H171V67H170ZM93 69H94V68H93ZM98 69H99V67H97V69H95V71H97ZM100 69H101V68H100ZM103 69H104V68H103ZM103 69H102V70H103ZM119 69H120V68H119ZM130 69H131V68H130ZM136 69H138V68H136ZM153 69H151V70H153ZM164 69H163V66H162V70H161V71H163ZM168 69H165L166 71H165V73H162V75L164 76V75L166 74V75H165L166 77H170V76L172 77V74H173V73H172L171 75L168 76V73H169ZM172 69H173V68H172ZM175 69H173V72L176 71ZM200 69H201V68H200ZM214 69L216 70V69H218V68H214ZM102 70H101V72H104V71H102ZM110 70H111V69H110ZM114 70H115V69H114ZM117 70H118V69H117ZM140 70H138V71H140ZM143 70H142V71H143ZM157 70H158V69H157ZM159 70H160V69H159ZM174 70H175V71H174ZM178 70H180V69H178ZM197 70H198V69H197ZM99 71H100V70H99ZM115 71H116V70H115ZM126 71H127V70H126ZM136 71H137V70H136ZM142 71H141V72H142ZM149 71H150V70H149ZM170 71H172V70H170ZM180 71H181V70H180ZM180 71H178V72H180ZM93 72H94V70H92L91 73H93ZM101 72H100V73H101ZM111 72H112V70H111ZM117 72H118V71H117ZM122 72H123V71H122ZM134 72H135V71H134ZM134 72H131V73H134ZM150 72H151V71H150ZM215 72H216V71H215ZM215 72H213V75L216 74ZM96 73L98 74L99 72L97 71ZM100 73H99V74H100ZM107 73H109V75H110V72H106V74H107ZM144 73H146V72H144ZM151 73H152V72H151ZM176 73H177V72H176ZM176 73H174L173 75L175 76ZM194 73H195V72H194ZM94 74H95V73H94ZM103 74H105V73H103ZM114 74H115V73H114ZM124 74H128V73H124ZM138 74H139V73H138ZM140 74H141V73H140ZM160 74H161V73H160ZM177 74H178V73H177ZM181 74H182V71L180 72V75H181ZM109 75H107V76H109ZM112 75H113V74H112ZM115 75H116V74H115ZM119 75H120V74H119ZM122 75H123V74H122ZM122 75H121V77L119 76L121 79H123V78H122ZM158 75H159V74H158ZM162 75H160L161 77L159 78V80L162 79V77H163ZM194 75H195V74H194ZM194 75H193V76H194ZM92 76H93V75H92ZM95 76H96V74H95ZM103 76H105V75H103ZM116 76H118V74H117ZM125 76H126V75H125ZM174 76L172 77V80L174 79ZM178 76H179V74L177 75V78L180 77V76H179V77H178ZM185 76H186V77H185ZM101 77H102V76H101ZM112 77H113V76H112ZM119 77H118V78H119ZM123 77H124V76H123ZM128 77H129V76H128ZM171 77H170V78H171ZM181 77H182V75H181ZM110 78H111V77H110ZM115 78H117V77H114V80H116ZM170 78H169V79H170ZM175 78H176V76H175ZM124 79H125V78H124ZM111 80H113V79H111ZM118 80H119V79H118ZM118 80H117V81H118ZM125 80L128 81V79H125ZM125 80H123V81H125ZM162 80H163V79H162ZM178 80H179V81H182L180 78L177 79V81H176V79H175V80H174L175 83H176V82L178 83ZM123 81H122V84H121V82H120V84H121L122 86H123ZM170 81H171V80H170ZM110 82H112V81H110ZM125 82H126V81H125ZM125 82H124V83H125ZM159 82H160V81H159ZM114 83H115V82H114ZM126 83H127V82H126ZM160 83H161V82H160ZM171 83H173V81L170 82V84H169V81H168L167 84H169V85H168L169 87H170V85H172ZM175 83H174V85H175ZM181 83H182V82H181ZM191 83H192V82H191ZM110 84H112V83H110ZM110 84H107L108 87L110 86ZM120 84H119V86H121ZM102 85H103V84H102ZM114 85H115V84H113V86H114ZM117 85H118V84L116 83V85H115L114 87H112V89H114ZM124 85H125V84H124ZM126 85H127V84H126ZM191 85H192V84H191ZM111 86H112V85H111ZM128 86H129V85H127V87H128ZM146 86H147V85H146ZM175 86H176V85H175ZM177 86H178V85H177ZM177 86L175 87V90L177 89ZM117 87H118V86H117ZM147 87H148V86H147ZM162 87H163V85H162ZM102 88H103V86H102ZM104 88H105V86H104ZM110 88H111V87H110ZM166 88H167V86H166ZM108 89H109V88H108ZM108 89H107V87L105 88L106 91H103L104 94H107V93H105V92H107ZM112 89H110V90L113 92ZM146 89H147V88L145 87V90H146ZM148 89H149V88H148ZM168 89H169L170 91H171V90L174 91L173 88L171 89V87L168 88ZM168 89H167V90H168ZM196 89H197V88H196ZM116 90H117V89H116ZM116 90H114V91H116ZM118 91H119V89H118ZM149 91H150V90H149ZM177 91H178V90H177ZM177 91H174V92L177 93ZM108 92H109V91H108ZM174 92H173V93H174ZM114 93H115V92H114ZM136 93H137V94H139V93L141 94V92H136ZM136 93H134V95H135ZM149 93H150V92H149ZM152 93H153V92H152ZM162 93H163V92H162ZM252 93H253V95L255 94L254 91H253ZM252 93H251V94H252ZM96 94H97V93H96ZM102 94H103V93H102ZM137 94L135 95L136 98H137V96H141V95H142V94H141V95H137ZM94 95H95V94H94ZM94 95H93V96H94ZM111 95H112V94H111ZM146 95L148 96V91H147V94H146ZM149 95H150V94H149ZM160 95L163 96V94H160ZM175 95H176V94H175ZM178 95H179V97H180V93H179ZM188 95H189V96H188ZM93 96H92V97H93ZM104 96H105V95H104ZM113 96H114V95H113ZM183 96H182V97H183ZM97 97H98V96H97ZM99 97H100V96H99ZM101 97H102V96H101ZM101 97H100V98H101ZM109 97H110V96H109ZM175 97H176V96H175ZM185 97H184V101H186V100H185ZM94 98H95V97H94ZM107 98H108V97H107ZM112 98H113V97H112ZM138 98H139V97H138ZM157 98H158V97H157ZM161 98H162V97H161ZM176 98H177V97H176ZM95 99H96V98H95ZM95 99H93V100H95ZM159 99H160V98H159ZM178 99L180 100V98H178ZM97 100H98V99H97ZM107 100H108V99H107ZM111 100H112V99H111ZM179 100H178V101H179ZM182 100H183V99L181 98L180 101H182ZM90 101H91V100H90ZM174 101H175V100H174ZM91 102H92V101H91ZM109 102H110V101H109ZM163 102H164V101L162 100L161 103H163ZM93 103L95 104V101H94ZM96 103H97V102H96ZM99 103H100V102H99ZM125 103H126V102H125ZM128 103H129V102H128ZM138 103H139V102H138ZM150 103H151V102H150ZM155 103H156V102H155ZM102 104H103V103H102ZM151 104H152V103H151ZM158 104H159V106H162V105H163V104L161 105L160 103H158ZM92 105H93V104H92ZM96 105H97V104H96ZM98 105H99V104H98ZM98 105H97V106H98ZM104 105H105V104H104ZM127 105H129V104H127ZM134 105H136V104L134 103ZM149 105H150V104H149ZM105 106H106V105H105ZM105 106H103V107H105ZM107 106H108V103H107ZM107 106H106V107H107ZM125 106H126V105H125ZM143 106H144V105H143ZM143 106H139V105H138V107H141V108H143ZM145 106H146V105H145ZM153 106H154V105H153ZM155 106H156V105H155ZM159 106H157L156 109H155V108H154V109H155L156 111L159 110V109H157ZM163 106H164V105H163ZM131 107H132V106H131ZM136 107H137V106H136ZM138 107H137V108H138ZM150 107H152V106L150 105ZM150 107L148 106V108H150ZM166 107H167V106H166ZM168 107H169V106H168ZM8 108H9V107H8ZM141 108H140V109H141ZM129 109H130V108H129ZM144 109H145V107H144ZM146 109H147V107H146ZM160 109H162V107H161ZM167 109H168V108H167ZM85 110H86V109H85ZM132 110H134L133 107H132ZM132 110H131V111H132ZM150 110H152V109H150ZM150 110H149V111H150ZM163 110H165V109H163ZM168 110H169V109H168ZM89 111H90V110H89ZM93 111H94V109H93ZM96 111H97V110H96ZM135 111H136V110H135ZM137 111H138V110H137ZM137 111H136V112H137ZM142 111H143V110H142ZM145 111H146V110H145ZM147 111H148V110H147ZM159 111H160V110H159ZM166 111H167V110H166ZM14 112H15V111H14ZM16 112H17V111H16ZM16 112H15V113H16ZM139 112H140V111H139ZM143 112H144V111H143ZM152 112H153V111H152ZM169 112H170V110H169ZM12 113H13V112H12ZM98 113L100 114L101 112H98ZM146 113H147V112H146ZM146 113H145V114H146ZM155 113L158 114V111L155 112ZM155 113H152V114L154 115ZM160 113H161V111H160ZM167 113H168V112H167ZM3 114H5V112H4ZM132 114H133V113H132ZM135 114H137V113H135ZM143 114H144V113H143ZM147 114H148V113H147ZM152 114H151V118L153 117ZM164 114L166 115L165 112H164ZM10 115H11V114H10ZM12 115H14V113H13ZM6 116H7V115H6ZM84 116H85V115H84ZM87 116H88V115H87ZM89 116H90V115H89ZM136 116H137V115H136ZM154 116H155V115H154ZM159 116H160V115H159ZM159 116H158V117H159ZM168 116H169V115H168ZM9 117H10V116H9ZM11 117H12V116H11ZM121 117H122V119H123V116H121ZM121 117L119 118L120 120H121ZM124 117H125V116H124ZM132 117H133V116H132ZM163 117H164V116H163ZM169 117H170V116H169ZM169 117H168V118H169ZM139 118H140V117H139ZM141 118H142V117H141ZM143 118H144V117H143ZM1 119H2V118H1ZM119 119H118V121H119ZM145 119H146V118H145ZM149 119H150V117H149ZM159 119H161V118L159 117ZM162 119H164V118H162ZM183 119H184V120H186V119H189V120H190L191 118H189V116H185V117H183ZM3 120H6V119H3ZM124 120L126 121L127 119H124ZM121 121H122V120H121ZM127 121L129 122V121H131V120H127ZM127 121H126V123H128ZM132 121H133V118H132ZM134 121H135V120H134ZM139 121H140V120H139ZM146 121H147V120H146ZM109 122H110V121H109ZM119 122H120V121H119ZM123 122H124V121H123ZM137 122H138V120H137ZM141 122H142V121H141ZM143 122H145V120H144ZM158 122L160 123V121H158ZM168 122H169V120H168ZM120 123H121V122H120ZM126 123H125L124 127L127 126ZM139 123H140V122H139ZM139 123H138V125H139ZM147 123H148V122H147ZM159 123H158V124H159ZM122 124H123V123H122ZM122 124H121V126H122ZM131 124H132V123H131ZM72 125H75V124H72ZM141 125L144 126V123H143V124L141 123ZM183 125H184V123L181 124V126H183ZM75 126H76V125H75ZM130 126H131V125H130ZM133 126H134V124H133ZM136 126H137V125H136ZM136 126H135V127H136ZM139 126H140V125H139ZM157 126H158V125H157ZM135 127H134V128H135ZM137 127H138V126H137ZM137 127L135 128L136 130H138ZM160 127H161V126H160ZM120 128H121V127H120ZM130 128H132V126H131ZM134 128H133V131H134ZM138 128H139V127H138ZM164 128H165V127H164ZM122 129H123V128H122ZM122 129H121V130H122ZM126 129H127V128H126ZM123 130H124V129H123ZM127 130H128V129H127ZM140 130H141V129H140ZM255 130H256V129H255ZM128 131H129V132H128V133H129L128 135L130 136V132L132 131V129H131V131H130V130H128ZM133 131H132V132H133ZM125 132H126V134H127V131H125ZM125 132H124V133H125ZM132 132H131V133H132ZM134 132H135V131H134ZM134 132H133V133H134ZM124 133H123V134H124ZM133 133H132V134H133ZM137 133H138V131H137ZM64 134H65V133H64ZM126 134H124V136H125ZM132 134H131V135H132ZM247 134H248V137L245 136L246 138H245V137H244V138H245L246 141L248 140V142H250L249 140H252V138H254L253 136H254V134H255V131H253V132H251V133L249 132V133H247ZM135 135H136V132H135ZM138 135H139V133L137 134V136H138ZM63 136H64V135H63ZM65 136H66V135H65ZM65 136H64V137H65ZM132 136H134V135H132ZM132 136H131V138H133ZM137 136H134V137L136 138ZM119 137H121V136H119ZM119 137H118V138H119ZM127 137H128V136L126 135V138H127ZM126 138H124V140H125ZM131 138L128 137L129 140H130ZM244 138H243V139H239V140L235 141V142L232 144V145H234V150H233V151H234V154L232 153V154H233V157H232V160L230 161L231 164H230V162H229L228 164H226V165H229V164H230L231 167L229 166V167H230V168H229V167L226 166L227 168L224 169V170L227 172V176H228V177L231 175L230 173H232L234 167L239 163V162H238L239 159H240V158H244V157H242V155L245 154L244 152L247 153L249 150H250L249 153H251V150H254V152H257V150L259 149L258 147H256V146H259V145H257V144L259 143V139L257 140V141H258L257 144H254L253 141H251V143H248L249 145H248V144L244 145L243 143H247V142L244 140ZM255 138H256V137H255ZM19 139H22V138H19ZM19 139H17V140H12V141H11L12 146L10 145V147H7L8 149H6V150H5V149H2V151H0V154L3 152V150H4V152H5V151H7V150H15V149H17V148H18V145H17L18 142H17V141H18ZM115 139H116V138H115ZM128 139H127V140H128ZM118 140H119V139H118ZM127 140H126V142H128ZM133 140H134V139H133ZM135 140H136V139H135ZM242 140H243V141H242ZM262 140H263V139H262ZM262 140H261V141H262ZM130 141H131V140H130ZM136 141H137V140H136ZM136 141H134V142H136ZM244 141H245V142H244ZM255 141H256V140H255ZM116 142H117V141H116ZM122 142H123V140H122ZM126 142H125V143H126ZM240 142H241V143L243 142V143H242L243 145L240 144ZM263 142H264V141H263ZM263 142H262V143H263ZM119 143H120V142H119ZM119 143H118V144H119ZM123 143H124V142H123ZM130 143H131V142H130ZM255 143H256V142H255ZM262 143H260V144H262ZM132 144H135V143H132ZM132 144H131V145H132ZM238 144H239V145H238ZM126 145H127V144H126ZM262 146H264V144H262ZM262 146H260L261 149H259V151H258L259 153H260V151L262 150V148L264 149V147H262ZM106 147H107V145L105 146V148H106ZM117 147H118V146H117ZM119 147H120V146H119ZM122 147H124V146L122 145ZM122 147H121V148H122ZM126 147H128V146H125V148H126ZM130 147H131V146H129V148H130ZM97 148H98V146H97ZM101 148L103 149V147H101ZM121 148H120V149H121ZM102 149H101V150H102ZM115 149H116V145H115ZM122 149H123V148H122ZM126 149H127V148H126ZM130 149H131V148H130ZM130 149H129V150H130ZM20 150H21V149H20ZM91 150H92V149H91ZM101 150H100V151H101ZM106 150L109 151V148H108V149L106 148ZM106 150H105V151H106ZM118 150H119V149H118ZM93 151H94V149H93ZM93 151H92V154H93L96 150H95L94 152H93ZM100 151H98V152H100ZM103 151H104V150H103ZM124 151H126V150H124ZM112 152H113V150L111 151V153H112ZM116 152L119 153V151H116ZM116 152H113V153H112V154H113L112 157H113L114 155H116ZM121 152H122V151H121ZM261 152H263V151H261ZM90 153H91V152H90ZM108 153H109V152H108ZM127 153H128V151H127ZM249 153H247V154H249ZM263 153H264V152H263ZM106 154H107V153H106ZM106 154H104V155H106ZM109 154H110V153H109ZM109 154H108V155H109ZM254 154H256V153H253V152H252V155H254ZM110 155H111V154H110ZM127 155H128V154H127ZM250 155H251V154H250ZM256 155H259V154H256ZM261 155H262V154H261ZM261 155H260V157H258V159H256V156H254L256 160H259V161H260V162L258 161L257 163H255L256 165H258V163L263 162V161H262L263 159H262V160L260 159V158L262 157ZM99 156H101V154H99ZM119 156H120V155H119ZM122 156H123V155H122ZM246 156H247V155H246ZM248 156H249V155H248ZM248 156H247V157H248ZM120 157H121V156H120ZM247 157H246V158H247ZM97 158H98V157H97ZM99 158H100V157H99ZM102 158H103V157H102ZM106 158H107V157H106ZM106 158H105V159H106ZM109 158H110V157H109ZM209 158H211V157H209ZM262 158H264V154H263V157H262ZM247 159H248V158H247ZM253 159H254V158H253ZM255 159H254V160H255ZM97 160H98V159H97ZM99 160H100V159H99ZM102 160H103V159H102ZM102 160H101V163H104V162H102ZM249 160H250V158H249ZM210 161H211V160L209 159V164H210ZM242 161H243V160H242ZM83 162H84V161H83ZM97 162H98V161H97ZM244 162H246V161L244 160ZM251 162H253L252 159H251V161H250V164H251ZM255 162H256V161H255ZM71 163H72V162H71ZM95 163H96V162H95ZM101 163H100V161H99V164H98V165L101 166V165H100ZM73 164H74V163H73ZM80 164H81V163H80ZM245 164H246V163H245ZM253 164H254V163H253ZM253 164H251V165H253ZM255 164H254V165H255ZM82 165H83V164H82ZM95 165H96V164H95ZM248 165H249V164H248ZM259 165H260V166H264V164L262 165V163L259 164ZM259 165H258V166H259ZM74 166H75V164H74ZM249 166H250V165H249ZM249 166H248V167H249ZM258 166H257V167H258ZM69 167H70V166H67L65 170H68ZM209 167H210V166H209ZM250 167H251V166H250ZM254 167L256 168V166H254ZM254 167H253V168H254ZM113 168H114V167H113ZM228 168H229V169H228ZM238 168H239V167H238ZM240 168H241V166H240ZM245 168H246V166H245ZM259 168H260V167H259ZM263 168H264V167H263ZM263 168H260V169H259V172H260V170L263 169ZM75 169H77V168H75ZM75 169H74V170H75ZM111 169H112V168H111ZM227 169H228V170H227ZM236 169H237V168H236ZM74 170H73V171H74ZM243 170H245V169H243ZM256 170H257V169H256ZM221 171H222V170L220 169L218 172H220L221 175H222L223 172H221ZM248 171H250V169H249ZM261 171H262V170H261ZM65 172H66V171H65ZM71 172H72V171H71ZM218 172H216L215 174H213V177H214V178H215L216 174H218ZM243 172H244V171H243ZM245 172H247V171H245ZM69 173H70V172H69ZM76 173H77V172H76ZM237 173H238V172H237ZM254 173H256V172H254ZM260 173H261V172H260ZM14 174H15V173H14ZM70 174H71V173H70ZM112 174H113V172H112ZM232 174H233V173H232ZM234 174H235V173H234ZM242 174H244V173H242ZM257 174H258V173H257ZM257 174H256V176L258 177L259 175H257ZM224 175H225V174H224ZM224 175H223V176H224ZM247 175L250 176L251 174H250V173H249V174L246 173V177H247ZM252 175H253V173H252ZM252 175H251V176H252ZM227 176L225 177V179L227 178L225 181H226L227 184H229V183H228V180H229L230 178H228ZM231 176H233V177H231ZM231 176H230V177H231L232 179H233L234 177H237V175H236V176H235V175H231ZM249 176H248V178H247L248 180H249ZM254 176H255V175H254ZM254 176H252V177L250 178V180L252 179V182H250V183H248L249 181H247V183H246V182L243 183V182L246 181V180H244L243 182L241 181V180L244 179V178L246 179L245 174L242 176V177H244V178H242V177H240V176H238V177H237L238 179L236 178V180H235V178H234L235 181H238V180H239V181H241V182L244 184V185H243V184H241V182L238 181L241 185H243L242 188H241V185L239 186V187H240V192H239V189H236L237 186H236V187L233 186L234 184H232V183H235V182H231V181H234V180H231V181H230L231 183L229 184V186H227V184L224 183V184L227 186V187H226V186L224 185V186L226 187V191H227V192H231V191L233 190V188H234V187H235V188H234L232 194L229 193V194H231V195H230V198H228V197H229V194H228V195L226 194V196H227L226 199H229V201H227V200L225 199L226 203H225V205H224V209H223V211H224L225 213L221 210V211H222V214H221V215H222V217H223V219L220 220L221 222L218 223L217 226L214 227V228H208V230H207V229H204V230H203L204 234L202 235L201 240H200L199 243H200L201 246H202V245H205V246H206L205 248H206L207 256H206L205 258H208V253H209V254H213V253H216V252H219V251H220L219 253L221 254V251L223 252V251H225V250H227V252H228V249H227V248H228V246L231 245V244H230V243H231L230 241H232V240H230V236H229L228 234H226V231H223L224 228L228 226V224H230V223L233 224V223H235L236 221H242V220L248 219V220H247L248 222L251 221V222L254 223V224L257 223V225H258V223H259L260 221L262 222V221L264 220V211H263L264 209H262V208H264V187H263L264 185L262 186V184H260V183H263V184H264V181H263V180H264V177H263V179H262V177H261L262 175L259 176V177H261V182H260L259 184H257V185H258V186H257V185H253V183H254L253 180L255 179ZM256 176H255V177H256ZM66 177H68V176H66ZM77 178H78V177H77ZM221 178H222V177H221ZM240 178H241V180H240ZM8 179H9V178H8ZM79 179H80V178H79ZM256 180H257V179H255V182H256ZM259 180H260V179H259ZM77 181H79V180H77ZM10 182H11V184H13V181H10ZM10 182L8 181V183H10ZM239 183H235V184H239ZM251 183H252L253 186L256 187V189L252 187ZM11 184H9V185H11ZM231 184H232V185H231ZM249 184H250L251 186H250ZM230 185H231V189L228 188V187H230ZM259 185H261L263 188H262V187H259ZM249 186H250V188H252V190L249 188ZM257 187H258V188H257ZM261 188H262V189H261ZM194 189H195V187L192 188V190H194ZM228 189H229V191H228ZM242 189H243V190H242ZM192 190L188 193V195L186 196L185 199H187V198L190 196V194H192L193 192H195V191H192ZM235 190H236V191H235ZM237 190H238V191H237ZM226 191H225V192H226ZM241 191H242V192H241ZM227 192H226V193H227ZM243 192H247V193H250V192H251V193H250L249 195H248L247 193H245L246 195H244V194L241 195ZM240 193H241V194H240ZM159 200H160V199H159ZM153 201H154L153 199L149 200L150 203L153 202ZM155 202H156V201H155ZM168 204H169V203H168ZM221 211H220V212L218 211V213L215 214V215H219V214L221 213ZM98 214H99V213H98ZM221 215H220V216H221ZM35 216H36V215H35ZM247 221H245V222H247ZM257 221H258V222H257ZM205 222H206V220H201V221H199L197 224H194V225H192V226H190V227H188V228H185V229L179 231V232L176 234V237H175V238H173L172 240H169V242L167 241L168 243H166V245H163V246L158 247L157 250H155V251L152 252V254H149V258L147 257V258L149 259L148 262H151V263H152V261H153L154 259L156 260V258L162 256L163 254L170 253V252L172 253L173 250H174V249L172 250L173 246L175 247V245H178L177 243L180 244V242H182L181 239H183V238H185L186 236H188L190 233L193 232V230H195V229H197V228H200V227H203V225H205ZM242 222H243V221H242ZM251 222H250V224H251ZM261 222H260V223H261ZM65 228H66V227H65ZM65 228H62L63 230L60 229L61 233L59 232L60 234H59V236H58L59 238H58L57 242H64L65 245H66L69 249H72V250L78 249V246H79L78 244H79V241H80V240H86V239H88V238H89V239H93L94 237H96V236H100L101 234L107 233V231H108V229H107L106 227H104L102 230H100L99 224H97V225H92V224H90V223H88V222H84V221H79V222H77L75 225H73V226H69V227H67L66 229H65ZM238 228H239V227L235 226V229H232V230H234V232H236V231L239 230ZM263 229H264V227H263ZM223 232H224V233H223ZM229 234H230V233H229ZM55 238H57V237H55ZM180 240H181V241H180ZM33 241H34V239L29 235V236H27V237L24 239L23 244L18 245V246H16V247H9V248H8L7 250H5V251H6L7 253H9V254L11 255V257L8 258V259H6V260L0 261V264H15V263H17L18 261H20L22 258L27 257L28 255H30V253H31V249H32V247H31L32 245H31V244H32ZM54 242H55V241H54ZM54 242H53V243H54ZM53 243H52V244H53ZM229 244H230V245H229ZM230 247H231V246H230ZM230 249H231V248H230ZM230 249H229V250H230ZM149 251H151V250H149ZM184 254H185L186 256H188V257H189V256H192V255L189 254V253H184ZM204 256H205V255H204ZM216 257H217V256H216ZM218 257H220V256L218 255ZM218 257H217V258H218ZM144 258H145V257H144ZM144 258H143V259H144ZM197 258H198V257H197ZM203 258H204V257H203ZM198 259H199V258H198ZM56 262H57V260H56ZM56 262L51 261L49 264H56ZM47 264H48V263H47ZM58 264H61V262H59Z\"/></svg>",
    "mask_w": 264,
    "mask_h": 264
},
{
    "label": "crops",
    "instance_id": "obj_3",
    "mask_svg": "<svg viewBox=\"0 0 264 264\" xmlns=\"http://www.w3.org/2000/svg\"><path fill=\"white\" fill-rule=\"evenodd\" d=\"M3 2L0 4L1 14L7 12V5L11 3L10 0ZM253 64L255 71L264 70V51L258 53ZM251 82L252 79L247 81L246 86ZM219 113L222 112L216 111L212 117H207L205 120L204 137L199 135V129H195L199 136L196 142H189L191 151L173 140L162 144L152 155V160L156 162L162 158L163 161L155 164L151 169L152 173L143 176L142 188L136 189L140 185L137 177L136 183L131 181L124 192L122 191V198L112 206L108 217L103 213L100 214L98 222L100 230L106 227L107 233L100 235L93 248L85 250L80 256L73 255L71 258L63 259L61 264H131L143 257L146 249H154L163 237L168 224L174 219L172 215H175V218L177 215L181 217L179 208L193 194L185 199L192 185L199 176H203L208 166L209 144L213 148L212 154L217 156L218 151L227 143L229 125L226 123V118L221 117ZM3 140L0 137V144ZM161 172H170L178 179L176 188L164 200L160 199L161 192L152 187L149 181L150 174ZM143 187L148 189L141 192ZM151 199L156 200L150 203ZM25 223L26 219L21 216L12 223L0 218V256L5 255L7 253L5 250L9 247L17 244L20 234L25 230ZM233 226H228L226 233H233L231 240L235 241L239 232H234ZM190 238L191 234L186 241ZM126 247L133 248L131 257L124 255ZM78 249L74 253L79 251ZM210 264H264V240H261L257 233L252 234L235 251L227 252L218 263Z\"/></svg>",
    "mask_w": 264,
    "mask_h": 264
},
{
    "label": "built area",
    "instance_id": "obj_4",
    "mask_svg": "<svg viewBox=\"0 0 264 264\" xmlns=\"http://www.w3.org/2000/svg\"><path fill=\"white\" fill-rule=\"evenodd\" d=\"M194 136H195V134L192 135V137H194Z\"/></svg>",
    "mask_w": 264,
    "mask_h": 264
}]
</instances>
